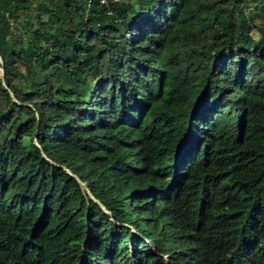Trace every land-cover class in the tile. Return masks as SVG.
Instances as JSON below:
<instances>
[{"label":"trees","instance_id":"obj_1","mask_svg":"<svg viewBox=\"0 0 264 264\" xmlns=\"http://www.w3.org/2000/svg\"><path fill=\"white\" fill-rule=\"evenodd\" d=\"M31 1L0 0V264H264V0Z\"/></svg>","mask_w":264,"mask_h":264},{"label":"rangeland","instance_id":"obj_2","mask_svg":"<svg viewBox=\"0 0 264 264\" xmlns=\"http://www.w3.org/2000/svg\"><path fill=\"white\" fill-rule=\"evenodd\" d=\"M40 0H32L31 1V7L32 8H34V7H36V4L39 2ZM263 5V4H262ZM260 6L261 5H259L258 3H257V1H254V0H244L243 2H242V4L239 6V9L241 10V12L244 14V15H250V14H252V15H255V13L257 12V11H260ZM42 17V19L43 20H45L46 19V16H41ZM254 21V22H253ZM252 21V23H253V25H255V26H257L258 25V19H255V20H253ZM25 31H30L29 29H27V30H25ZM252 35L253 36H255V39H256V37H257V29H253L252 30ZM0 75H1V70H0ZM130 230V232H131V234H136L135 233V231L132 229V228H130L129 229Z\"/></svg>","mask_w":264,"mask_h":264},{"label":"clouds","instance_id":"obj_3","mask_svg":"<svg viewBox=\"0 0 264 264\" xmlns=\"http://www.w3.org/2000/svg\"><path fill=\"white\" fill-rule=\"evenodd\" d=\"M61 169H63L67 174H69L71 177H73L77 183L80 185L81 189L84 190V192H86L88 194V196L90 197L91 200L95 201L92 196L88 193L87 188L85 186V184L83 182H81L74 174H72L69 170H67L66 168H64L63 166H59ZM97 202V201H95ZM100 208L105 212L104 208L99 204ZM107 213V212H105ZM151 249H153V247H151ZM153 251V250H152Z\"/></svg>","mask_w":264,"mask_h":264},{"label":"built area","instance_id":"obj_4","mask_svg":"<svg viewBox=\"0 0 264 264\" xmlns=\"http://www.w3.org/2000/svg\"><path fill=\"white\" fill-rule=\"evenodd\" d=\"M87 1L89 2L90 0H87ZM120 1H122V0H98V3L106 5L108 2H110V3H119Z\"/></svg>","mask_w":264,"mask_h":264}]
</instances>
